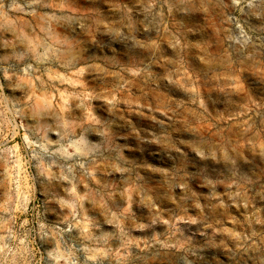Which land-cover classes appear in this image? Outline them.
<instances>
[{
  "label": "rangeland",
  "instance_id": "374dc122",
  "mask_svg": "<svg viewBox=\"0 0 264 264\" xmlns=\"http://www.w3.org/2000/svg\"><path fill=\"white\" fill-rule=\"evenodd\" d=\"M0 264H264V0H0Z\"/></svg>",
  "mask_w": 264,
  "mask_h": 264
}]
</instances>
